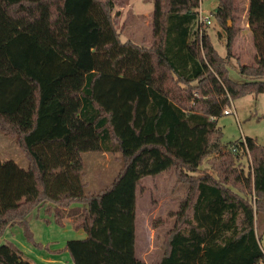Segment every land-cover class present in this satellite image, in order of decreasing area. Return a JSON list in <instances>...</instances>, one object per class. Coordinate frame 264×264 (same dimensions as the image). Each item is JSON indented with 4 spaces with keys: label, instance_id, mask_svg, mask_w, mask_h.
Returning <instances> with one entry per match:
<instances>
[{
    "label": "trees",
    "instance_id": "trees-1",
    "mask_svg": "<svg viewBox=\"0 0 264 264\" xmlns=\"http://www.w3.org/2000/svg\"><path fill=\"white\" fill-rule=\"evenodd\" d=\"M200 2L155 0L151 39L137 42L122 39L115 9L124 0H0V130L28 160L0 155V238L19 224L34 242L28 215L44 207L86 231L65 245L74 264H152L136 252L138 188L175 168L187 187L157 264L264 261V146L225 143L217 123L235 99L264 92V0L249 2L252 64L233 52L238 0H219L214 12L225 56L199 22ZM234 56L243 81L229 75ZM84 151L123 161L93 193ZM0 264L35 263L5 242Z\"/></svg>",
    "mask_w": 264,
    "mask_h": 264
},
{
    "label": "rangeland",
    "instance_id": "rangeland-1",
    "mask_svg": "<svg viewBox=\"0 0 264 264\" xmlns=\"http://www.w3.org/2000/svg\"><path fill=\"white\" fill-rule=\"evenodd\" d=\"M124 6H117L115 11L120 17V29H126L122 39L131 37L134 41L150 40L152 34L151 18L155 0H124ZM219 0H201V14L210 19L208 31L212 43L218 52L227 54L226 31L216 17L215 10ZM241 11V19L237 23L241 27L248 20L247 4L249 0H238ZM150 17H149V16ZM150 22V25H148ZM234 26L232 20L231 25ZM219 32L222 36L220 37ZM133 34L134 36H131ZM237 38V37H236ZM234 44L233 52L238 54L242 64L255 62L257 51L253 34H241ZM231 78L243 81L239 72V59L232 57L229 65ZM228 109L235 111L225 113L217 120L224 132L225 143L234 142L253 137L264 146V92L248 94L235 99ZM0 155L3 160L14 159L22 166H28V160L16 142V138L6 135L0 130ZM85 162L84 180L87 182L86 192L93 193L108 186L118 174L123 161L119 154L103 151H84L82 153ZM248 164L249 158H243ZM206 162L202 164L204 168ZM175 168L163 171L157 175L143 178L138 188L136 203V252L139 257L149 263L157 264L165 250V240L168 231L174 224L171 215L178 207L179 197L184 195L187 185L177 184ZM30 228L33 233V241H29L24 235L19 224L10 226L0 238V243L12 242L23 250L25 256L35 264H74L69 252L65 249L68 240L82 239L87 236L83 228H75L69 219L63 226L53 220V215L42 208H34L28 215ZM260 235L261 245L264 249V224L260 223L257 229ZM264 264V261L261 262Z\"/></svg>",
    "mask_w": 264,
    "mask_h": 264
},
{
    "label": "crops",
    "instance_id": "crops-1",
    "mask_svg": "<svg viewBox=\"0 0 264 264\" xmlns=\"http://www.w3.org/2000/svg\"><path fill=\"white\" fill-rule=\"evenodd\" d=\"M249 2H250V0H249ZM248 9H249V4H247V11H248ZM149 16V15H148ZM150 17V16H149ZM148 25H150V22H149V24ZM240 27H241V25H240ZM252 33V31H251V28H250V26H249V22H248V20L246 21V23H244V25L241 27V31L239 32V34L237 35V38L238 37H240V35L241 34H248V33ZM126 34V35H128L127 34V32H126V29H122V34ZM131 36H134L133 34H131ZM236 38V41L238 40ZM128 39H132L131 37H128ZM236 41H235V45H236ZM74 205H78V204H74ZM42 209H45L44 207H42ZM45 211H46V209H45Z\"/></svg>",
    "mask_w": 264,
    "mask_h": 264
},
{
    "label": "built area",
    "instance_id": "built-area-1",
    "mask_svg": "<svg viewBox=\"0 0 264 264\" xmlns=\"http://www.w3.org/2000/svg\"><path fill=\"white\" fill-rule=\"evenodd\" d=\"M199 22L201 25H204L205 23H210V19L208 17H205L201 14V11H200V15H199ZM203 27V26H202ZM235 111L233 109H225V113H232ZM257 264H262L261 262L260 263H257Z\"/></svg>",
    "mask_w": 264,
    "mask_h": 264
},
{
    "label": "water",
    "instance_id": "water-1",
    "mask_svg": "<svg viewBox=\"0 0 264 264\" xmlns=\"http://www.w3.org/2000/svg\"><path fill=\"white\" fill-rule=\"evenodd\" d=\"M231 25V20H229V26Z\"/></svg>",
    "mask_w": 264,
    "mask_h": 264
}]
</instances>
